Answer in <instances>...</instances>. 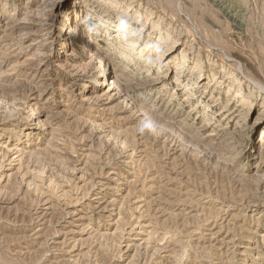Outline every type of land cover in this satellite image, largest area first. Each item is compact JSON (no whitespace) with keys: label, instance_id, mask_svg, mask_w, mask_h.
<instances>
[{"label":"rangeland","instance_id":"obj_1","mask_svg":"<svg viewBox=\"0 0 264 264\" xmlns=\"http://www.w3.org/2000/svg\"><path fill=\"white\" fill-rule=\"evenodd\" d=\"M0 264H264V0H0Z\"/></svg>","mask_w":264,"mask_h":264},{"label":"clouds","instance_id":"obj_2","mask_svg":"<svg viewBox=\"0 0 264 264\" xmlns=\"http://www.w3.org/2000/svg\"><path fill=\"white\" fill-rule=\"evenodd\" d=\"M84 26V30L89 35L95 33L98 29V26L91 22L89 17H85L81 21ZM116 24L120 34V37L124 40H130L132 42H138L142 39V33L139 29L133 28V21L131 18L122 14L116 17ZM145 48L150 51V55L145 59V64L149 67H157L160 65L161 59L164 54V50L158 43L151 42L145 45ZM153 110H155V106H153ZM158 125L154 120L146 119L142 120L137 125V131L140 134L145 133H155L157 131Z\"/></svg>","mask_w":264,"mask_h":264},{"label":"bare ground","instance_id":"obj_3","mask_svg":"<svg viewBox=\"0 0 264 264\" xmlns=\"http://www.w3.org/2000/svg\"><path fill=\"white\" fill-rule=\"evenodd\" d=\"M76 14H77V16H76V19H75V20L80 22L79 27L81 28V26H82V23H81L82 19L80 18V12H77ZM115 27H116V26H115ZM115 27H114V28H115ZM77 28H78V27H77ZM113 31H114V32H119V31H116L115 29H113ZM74 35H75L74 38H77V37L79 36V39H80V37H81V39H82V38L90 39V36H89V35L85 34V35H83V37H82V35L78 34V31H76V33H74ZM127 45L130 46V48H131L132 43H128ZM130 48H129L128 50H131ZM168 54H169V53H168ZM168 54H167V55H168ZM112 85L115 86V85H116V82L113 81Z\"/></svg>","mask_w":264,"mask_h":264}]
</instances>
